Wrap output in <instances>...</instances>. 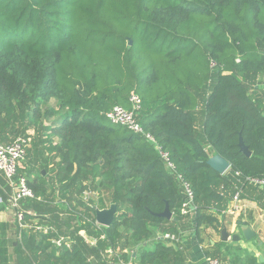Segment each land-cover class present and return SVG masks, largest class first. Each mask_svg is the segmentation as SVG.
Listing matches in <instances>:
<instances>
[{
  "label": "trees",
  "instance_id": "obj_1",
  "mask_svg": "<svg viewBox=\"0 0 264 264\" xmlns=\"http://www.w3.org/2000/svg\"><path fill=\"white\" fill-rule=\"evenodd\" d=\"M263 76L264 0H0V138L35 137L19 170L34 193L21 209L35 215L16 224L15 264H120L126 249L156 232L180 237L188 221L199 239L204 228L221 232L233 196L262 190L251 180H264ZM132 95L175 173L156 145L107 117L132 110ZM40 145L56 156L32 168ZM215 155L226 173L208 164ZM179 175L194 193L186 216ZM87 192L98 201L85 202ZM112 204L115 221L99 226L97 209ZM167 206L175 219L160 216ZM10 229L0 223V264H13ZM61 238L70 247L53 243ZM139 260L186 256L162 237Z\"/></svg>",
  "mask_w": 264,
  "mask_h": 264
},
{
  "label": "crops",
  "instance_id": "obj_2",
  "mask_svg": "<svg viewBox=\"0 0 264 264\" xmlns=\"http://www.w3.org/2000/svg\"><path fill=\"white\" fill-rule=\"evenodd\" d=\"M261 80L264 82V76ZM28 138L32 141L35 139L33 131H30ZM42 139L45 140L46 136H43ZM52 142V145L55 146L56 141L52 140ZM32 146L33 144H31V149ZM38 151L37 161L31 163L32 168L35 167L38 169L44 158L53 159L56 156L54 152L49 153L47 148L43 145L38 147ZM30 161H33V159L26 158L24 164L21 165V169H26ZM58 161L59 158L55 160V162ZM50 166L53 167L54 163ZM0 180H3L2 175H0ZM2 188L0 181V190H2ZM241 200L244 205V209L241 213L235 214L230 211L231 200L227 211L220 216L223 229H226L229 234V239L227 241L223 240V229L221 232L216 233L210 228H204L201 238L199 239L194 231H192V228H190L192 225L190 221H188V227L184 228L181 232V236L176 237L177 241L165 239L168 241L169 245L173 246L177 251L183 252L186 256V260L183 264H206L208 258H213L215 256L222 264H264V190H258L254 187L253 189L242 191ZM0 223H6L12 228L8 231V236L10 238L9 250L13 258V264H15L16 258L14 256L13 244L17 238L15 232L17 224L15 211L10 203L2 201L1 196ZM248 227H251L255 233V237L251 240H246L243 234V229ZM236 236H239L241 240H235L234 237ZM162 237L164 236L160 232H156L153 238L147 243L136 245L131 249H126L124 253L128 255V260L120 259L119 263L140 264L139 257L143 249L145 247H151L154 241L160 240ZM85 239L92 245L96 244L95 240L91 238H89L91 240H88L87 236ZM261 259H263V261H261Z\"/></svg>",
  "mask_w": 264,
  "mask_h": 264
},
{
  "label": "built area",
  "instance_id": "obj_3",
  "mask_svg": "<svg viewBox=\"0 0 264 264\" xmlns=\"http://www.w3.org/2000/svg\"><path fill=\"white\" fill-rule=\"evenodd\" d=\"M131 102L133 103V109L128 110L122 106L114 107L108 114L110 122L115 125H120L128 128L130 131L140 134L145 137L148 142L153 143L157 146L156 139L153 135L146 132L143 126L137 120L136 112L140 110V99L136 95H132ZM32 144V140L30 138L19 137L15 139L11 143H4L0 138V175L4 177V179L10 184L13 189V196L11 198V207L15 211L16 223L19 224L21 228L28 227L26 222V215H35L32 212L26 213L21 209V202L25 199L33 198L34 193L31 187L29 186L28 179L26 176L21 175L19 170L21 169V165L24 164L28 150L30 149ZM157 150L161 156V158L166 163L169 171L175 173L176 167L172 162L170 155L168 152L162 150L159 146H157ZM181 180L184 193L186 195V201L182 205V215L190 214V209L193 206L194 202V193L191 188V185L185 181L182 176H178ZM251 182L261 189L264 190V180H255L252 179ZM242 192H237L232 199L230 205V211L235 214H239L243 211L244 205L241 200ZM38 230H41V227H37ZM86 238V236H83ZM163 239H169L172 241H177L176 236L174 235H165ZM64 238L59 240H54L53 243L58 247H62L63 245H67L70 247V243L65 242ZM109 253L112 254V251ZM206 264H222L220 260L216 258H208L206 260Z\"/></svg>",
  "mask_w": 264,
  "mask_h": 264
},
{
  "label": "water",
  "instance_id": "obj_4",
  "mask_svg": "<svg viewBox=\"0 0 264 264\" xmlns=\"http://www.w3.org/2000/svg\"><path fill=\"white\" fill-rule=\"evenodd\" d=\"M240 147H241V150L246 155L251 156V152L244 145L242 140L240 142ZM208 164L214 170H216L217 172H219L221 174L226 173L230 169V164L219 155H215L212 158H210V160L208 161ZM117 209H118L117 205H115V204L110 205V207L106 208V209H102V210L97 209V211H96V223L99 226L109 228L116 219ZM160 216L165 217L169 220L175 219V218H173V214L170 211L169 206H167L165 212L160 214ZM239 225H241V224H239ZM243 234H244V238L246 240H251L255 237V233L253 232L251 227L244 228ZM222 236H223L224 241H227L229 239V234L227 233L226 229H223ZM234 239L238 240V241L241 240V238L239 236L234 237ZM261 261H263V259H261Z\"/></svg>",
  "mask_w": 264,
  "mask_h": 264
},
{
  "label": "rangeland",
  "instance_id": "obj_5",
  "mask_svg": "<svg viewBox=\"0 0 264 264\" xmlns=\"http://www.w3.org/2000/svg\"><path fill=\"white\" fill-rule=\"evenodd\" d=\"M99 195V194H98ZM106 197V196H105ZM99 198H103L102 196H101V194L99 195ZM82 199H84V201L85 202H90V201H98V196H97V194L96 193H94V192H91V193H85L84 195H83V198ZM65 218V217H64ZM38 223V221H34V223H31V224H37ZM81 235H83V236H86L85 235V232H82L81 233ZM88 240H91V239H89L88 238ZM119 253V252H118ZM114 255H116V253H113ZM113 254H112V256H113ZM120 255V254H119ZM111 257V256H110Z\"/></svg>",
  "mask_w": 264,
  "mask_h": 264
}]
</instances>
